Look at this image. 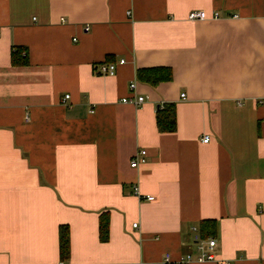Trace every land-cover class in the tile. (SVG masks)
Segmentation results:
<instances>
[{
    "label": "crops",
    "instance_id": "1",
    "mask_svg": "<svg viewBox=\"0 0 264 264\" xmlns=\"http://www.w3.org/2000/svg\"><path fill=\"white\" fill-rule=\"evenodd\" d=\"M161 66L171 79L136 72ZM196 234L264 264V0H0V264H217Z\"/></svg>",
    "mask_w": 264,
    "mask_h": 264
},
{
    "label": "built area",
    "instance_id": "2",
    "mask_svg": "<svg viewBox=\"0 0 264 264\" xmlns=\"http://www.w3.org/2000/svg\"><path fill=\"white\" fill-rule=\"evenodd\" d=\"M217 17V13L216 12H212L210 16L207 15L206 11L201 10V9H190L189 13L187 14V19H193V20H203L206 18H216ZM85 30H87V27L84 28ZM124 61V59H120L117 63L115 62H110V61H103L100 63H96L93 66V72L103 75V74H113V72L116 69V66L118 63H122ZM129 89L132 91L134 88V81L130 82L128 84ZM68 97V94H64L62 96V100L66 99ZM121 101L123 102H128L130 104H134V105H139L143 102V96L142 95H129V96H124L120 98ZM209 136L204 135L202 137V141L206 142L208 140ZM146 159V151L145 149H137V151L135 152V154L130 158V166L131 167H136L138 164L145 162ZM134 189V194L137 195L138 193V189H136L135 187ZM152 195H145V199L147 200H151L152 199ZM134 226L136 224H133ZM191 230H193V232H195L196 230L194 228H191ZM194 239L196 240V245H198V250L199 253L196 256V260H208V261H216L217 264H230L229 261L227 260H221V259H216L214 253H213V248L216 246V240L214 237H208L205 240H201L199 239L198 235H194ZM168 258L165 257L164 261H166V264H168ZM193 258L191 257V255L189 253H186L183 256V259L181 261L180 264H185L188 263L189 261H191Z\"/></svg>",
    "mask_w": 264,
    "mask_h": 264
},
{
    "label": "trees",
    "instance_id": "3",
    "mask_svg": "<svg viewBox=\"0 0 264 264\" xmlns=\"http://www.w3.org/2000/svg\"><path fill=\"white\" fill-rule=\"evenodd\" d=\"M20 49V48H18ZM15 51L11 52V62L25 64L27 63L26 57V49L23 54L16 57ZM137 75L140 79L145 82H149L151 84L157 83L162 80H169L172 77V72L169 67L161 66V67H150L147 69H137ZM156 126L161 131H173L175 128L176 122V114L174 112V105L172 103H164L162 108L157 109L156 111ZM99 238L101 241H106L108 238L107 233V214H101L99 217ZM205 223V222H202ZM67 225H60L58 229L59 235V248L61 258L65 259L68 256V239L69 235L67 234Z\"/></svg>",
    "mask_w": 264,
    "mask_h": 264
}]
</instances>
